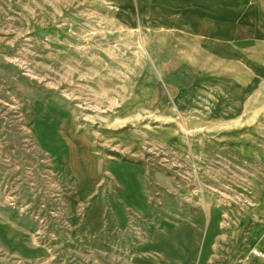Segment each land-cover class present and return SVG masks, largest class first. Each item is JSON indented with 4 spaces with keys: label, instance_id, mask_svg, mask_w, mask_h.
I'll return each mask as SVG.
<instances>
[{
    "label": "rangeland",
    "instance_id": "1",
    "mask_svg": "<svg viewBox=\"0 0 264 264\" xmlns=\"http://www.w3.org/2000/svg\"><path fill=\"white\" fill-rule=\"evenodd\" d=\"M169 34L125 25L105 0H0V264H130L73 217L101 215L114 163L170 177L167 191L153 184L155 199L222 210L209 264H264L250 253L264 249V114L187 124L199 115L187 114V75L159 68L175 55L154 37ZM203 128L212 139H199ZM251 129L238 148L224 138ZM235 209L251 214L238 237Z\"/></svg>",
    "mask_w": 264,
    "mask_h": 264
},
{
    "label": "crops",
    "instance_id": "2",
    "mask_svg": "<svg viewBox=\"0 0 264 264\" xmlns=\"http://www.w3.org/2000/svg\"><path fill=\"white\" fill-rule=\"evenodd\" d=\"M105 2L115 5L117 18L129 27L169 30L166 37H154V43L169 44L175 55L159 65L162 76L181 75L178 69L187 75V114L199 113L187 124H249L262 117L264 0ZM169 83L171 90L180 88L174 81ZM152 101V106L161 104L158 98ZM207 129L197 133L199 139H212ZM225 133L224 138L237 142L234 147L238 148V142L253 138L256 129ZM248 152L261 154L255 146H249ZM115 164L118 169L111 166L110 173L117 186L100 201L101 215L83 219L73 215L74 221H84L94 237L102 238L130 264H209L223 235L222 210L174 194L155 199L153 184L167 191L173 187L170 177L162 171L152 172L146 165ZM233 215L238 237L239 221L248 220L251 214L235 209Z\"/></svg>",
    "mask_w": 264,
    "mask_h": 264
},
{
    "label": "built area",
    "instance_id": "3",
    "mask_svg": "<svg viewBox=\"0 0 264 264\" xmlns=\"http://www.w3.org/2000/svg\"><path fill=\"white\" fill-rule=\"evenodd\" d=\"M250 253L254 256L261 258L264 261V250L262 248L252 246L250 248Z\"/></svg>",
    "mask_w": 264,
    "mask_h": 264
},
{
    "label": "bare ground",
    "instance_id": "4",
    "mask_svg": "<svg viewBox=\"0 0 264 264\" xmlns=\"http://www.w3.org/2000/svg\"><path fill=\"white\" fill-rule=\"evenodd\" d=\"M75 197V196H74ZM77 197V196H76ZM78 199V198H77Z\"/></svg>",
    "mask_w": 264,
    "mask_h": 264
}]
</instances>
